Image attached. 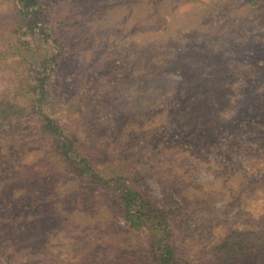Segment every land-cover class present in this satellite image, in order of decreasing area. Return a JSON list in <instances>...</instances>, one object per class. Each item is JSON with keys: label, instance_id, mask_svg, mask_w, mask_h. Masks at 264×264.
Masks as SVG:
<instances>
[{"label": "rangeland", "instance_id": "374dc122", "mask_svg": "<svg viewBox=\"0 0 264 264\" xmlns=\"http://www.w3.org/2000/svg\"><path fill=\"white\" fill-rule=\"evenodd\" d=\"M42 6L47 37L0 0V102L32 81L19 43L56 56L58 123L102 177L129 175L167 211L175 264L264 260V0ZM23 105L22 124H0V264H154L145 231L53 155Z\"/></svg>", "mask_w": 264, "mask_h": 264}, {"label": "trees", "instance_id": "16d2710c", "mask_svg": "<svg viewBox=\"0 0 264 264\" xmlns=\"http://www.w3.org/2000/svg\"><path fill=\"white\" fill-rule=\"evenodd\" d=\"M15 1L19 6L20 15L26 21V28L30 32L39 28L41 30L37 32L38 34L45 35V37L51 34L53 29L46 28L45 24L40 23V21L42 22L41 11L44 0ZM19 45L25 53L23 57L27 58L24 62L29 68V79L32 78V81L31 83L27 82L29 84L25 95H15L18 99V101H15L17 102L16 104L0 102V124L11 125L13 122H18L19 125L22 124L20 120L17 121L19 118L14 113L19 109L18 105L22 100V104H26L23 106L29 110L30 115L39 118L40 127L38 133L50 139L49 144L54 149L53 155H56L61 162H67L73 167H77V171L90 182L103 184L111 197L120 206L125 223L136 231H145L150 240L154 264H175L176 251L173 241L172 222L168 219L167 211L155 209L138 192L135 180H130L128 178L129 175H116L113 173L108 178L102 177L101 171L97 167L98 165L88 159L86 152L73 143L72 139L66 135V129L58 123L57 118L60 106L56 103V95H52L48 82L53 72V68L50 69L49 62L54 61L56 56L51 57L52 59L47 55L42 56L30 49L29 43H19ZM24 45H27L26 48ZM2 126L0 125V127ZM247 245L249 246V244ZM248 246L245 250L243 249L247 259L251 258L255 251H259L257 247ZM259 264H264V260Z\"/></svg>", "mask_w": 264, "mask_h": 264}]
</instances>
